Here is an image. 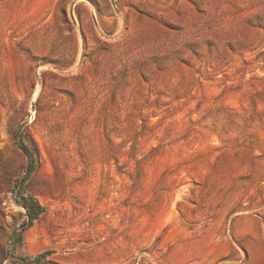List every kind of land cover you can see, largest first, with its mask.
Here are the masks:
<instances>
[{
  "label": "rangeland",
  "instance_id": "1",
  "mask_svg": "<svg viewBox=\"0 0 264 264\" xmlns=\"http://www.w3.org/2000/svg\"><path fill=\"white\" fill-rule=\"evenodd\" d=\"M264 264V0H0V264Z\"/></svg>",
  "mask_w": 264,
  "mask_h": 264
},
{
  "label": "trees",
  "instance_id": "2",
  "mask_svg": "<svg viewBox=\"0 0 264 264\" xmlns=\"http://www.w3.org/2000/svg\"><path fill=\"white\" fill-rule=\"evenodd\" d=\"M28 125H21L14 133V140L17 147L25 155L27 159L26 172L25 175L20 180V185L17 190V197L20 198V204L25 209L26 212V221L20 227L21 232L18 234L17 243H12V258L16 261H19L23 264H45L43 261L50 255L49 252H45L34 259L20 258L13 255V250L15 246L22 241V233L34 226L36 220L45 212L44 207L39 203V201L34 197H26L22 192V185L26 180L32 175L37 167V158L38 155L26 142H25V133L27 131Z\"/></svg>",
  "mask_w": 264,
  "mask_h": 264
}]
</instances>
